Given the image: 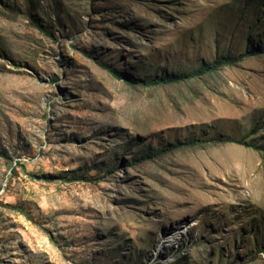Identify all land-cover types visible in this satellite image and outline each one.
<instances>
[{
    "label": "rangeland",
    "instance_id": "1",
    "mask_svg": "<svg viewBox=\"0 0 264 264\" xmlns=\"http://www.w3.org/2000/svg\"><path fill=\"white\" fill-rule=\"evenodd\" d=\"M262 50L264 0H0V264H264Z\"/></svg>",
    "mask_w": 264,
    "mask_h": 264
},
{
    "label": "trees",
    "instance_id": "2",
    "mask_svg": "<svg viewBox=\"0 0 264 264\" xmlns=\"http://www.w3.org/2000/svg\"><path fill=\"white\" fill-rule=\"evenodd\" d=\"M262 53L264 54V51ZM227 62H228V65L231 64L229 59L227 60ZM216 66H217V63L213 64L212 66L208 67L207 69L201 70L200 73L201 72L205 73V71L213 70ZM177 81H178L177 79H173V78L172 79H164V80H154L149 85L158 86V85H162L165 83H173V82H177Z\"/></svg>",
    "mask_w": 264,
    "mask_h": 264
}]
</instances>
